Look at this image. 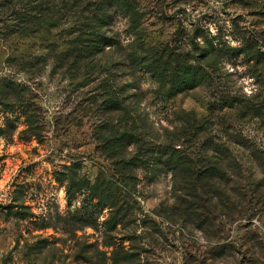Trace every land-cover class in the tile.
I'll return each instance as SVG.
<instances>
[{
    "label": "rangeland",
    "instance_id": "374dc122",
    "mask_svg": "<svg viewBox=\"0 0 264 264\" xmlns=\"http://www.w3.org/2000/svg\"><path fill=\"white\" fill-rule=\"evenodd\" d=\"M0 264H264V0H0Z\"/></svg>",
    "mask_w": 264,
    "mask_h": 264
},
{
    "label": "trees",
    "instance_id": "16d2710c",
    "mask_svg": "<svg viewBox=\"0 0 264 264\" xmlns=\"http://www.w3.org/2000/svg\"><path fill=\"white\" fill-rule=\"evenodd\" d=\"M153 66H154V67H153ZM156 69H157V67H156L155 65L152 64V67H150V70H152V72H154ZM158 69H159V68H158ZM156 71H157V70H156ZM179 83H180V81H179V82L176 81L174 85L179 84ZM129 117H131V116H129ZM129 117H128L126 120H128ZM132 124H133V122H132ZM133 125H135V124H133ZM127 126L132 127V125H131V120H128V121H127ZM163 148H166V147H165V145L162 143V144H160V145L158 146V152H160V153L163 154ZM164 154L170 155V156H169V159H170V160H169V163H168V164L173 163V161H174V156L171 155V154H169V151H165Z\"/></svg>",
    "mask_w": 264,
    "mask_h": 264
}]
</instances>
